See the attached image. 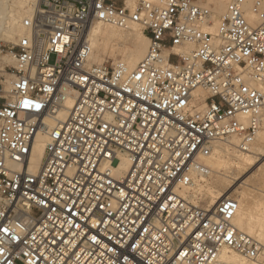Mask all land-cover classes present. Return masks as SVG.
Masks as SVG:
<instances>
[{"label":"built area","instance_id":"obj_1","mask_svg":"<svg viewBox=\"0 0 264 264\" xmlns=\"http://www.w3.org/2000/svg\"><path fill=\"white\" fill-rule=\"evenodd\" d=\"M211 15L208 0H36L25 32L0 38V264H229L225 250L264 264L236 199L190 198L214 143L248 151L264 129V1L228 0L215 35ZM97 23L141 27L134 70L89 65Z\"/></svg>","mask_w":264,"mask_h":264},{"label":"bare ground","instance_id":"obj_2","mask_svg":"<svg viewBox=\"0 0 264 264\" xmlns=\"http://www.w3.org/2000/svg\"><path fill=\"white\" fill-rule=\"evenodd\" d=\"M18 1V7L17 9H10L5 12L4 19H3V27H0L1 36L6 39H12L14 36H17L19 34H23L25 32V29L21 26L20 22L23 17L28 16L32 13L35 1L36 0H17ZM141 1H148L155 5H160L162 0H141ZM208 4H213L217 8V15L214 16V9L211 15V21L210 23H205L201 25V28L203 30L210 32L212 34H217L219 23L222 18V16L225 14V12L228 9V0H208ZM264 1V0H263ZM211 2V3H210ZM1 3V0H0ZM140 3V2H139ZM138 3V4H139ZM127 5V4H126ZM27 6V7H26ZM130 9L136 8V6H128ZM255 18V16H252ZM137 24H131L128 28H118L116 26L107 25L105 28L102 26H94V24L90 28V35L89 40L92 47L91 42V35L93 37V41L96 45L99 47L102 46V43L105 41H117V42H123L125 39L132 38L136 33H138V28L136 26ZM139 26V25H138ZM2 28V29H1ZM93 33V34H92ZM16 34V35H15ZM147 36V35H146ZM146 41L148 39L145 38ZM149 41V39H148ZM149 46V44H148ZM192 45L185 46L182 48L183 52H190L193 50ZM102 49V47L100 48ZM146 46L142 42H136L133 44V49L129 52L124 54V58L126 60L127 67L130 70H134L139 63L143 60L145 55L147 54V51L145 53ZM145 53V54H144ZM5 61L10 62L9 59L5 58ZM117 62V61H115ZM98 64L93 59V49L91 56L89 58V65ZM196 95L199 96L200 102L196 104L197 111H202L205 108L208 93L204 89H198L196 91ZM72 101L67 102L68 108H71ZM68 116V111H62L59 114V118L62 120H65ZM244 120H247V118H243ZM264 141V129L261 130L254 143L249 147L248 151H242L240 150L239 144L240 140L237 137L229 138L225 141H218L214 143L215 145V152L219 155L228 156L229 161H224L221 158H215L211 157L208 159V166L211 169V173L208 176H199L195 179V185L193 189L190 192V198L193 199V201L204 208H213L215 207L219 202H221L226 197H230L233 199H236L239 203V210L234 218L237 222L238 226L236 227L243 233L249 235L250 237L256 239L258 242L264 244V222H257L254 220V217L250 214L251 212V203L249 196L246 194L242 195V200H239L237 197H232L230 194V191L233 187V185H236L238 182L243 179V176L247 173H251L253 170L257 167V162L261 161L263 158L261 156L264 155V149L257 148L254 144ZM48 140L45 135H38L35 144L33 146L32 150V159H31V171L37 172L40 168L45 149L47 147ZM213 149V146H212ZM130 162L127 159H123L121 164V170L126 172L129 169ZM218 169H222V178L221 180H216V184L219 183L226 189H219L215 186H210L208 184V178L212 175L213 172L218 171ZM255 174V179H257V187L264 193V167H261L258 169V171ZM250 182V179H246L242 182L243 185H248ZM202 197L206 196L209 199V204L204 205L200 200H202ZM242 207L245 208V212L242 213ZM262 220L264 221V211L262 212ZM243 230V231H242ZM231 251V250H229ZM223 259L228 261L229 264H254L251 261H248L245 259L241 254L232 251L231 254L228 253V251H224Z\"/></svg>","mask_w":264,"mask_h":264},{"label":"rangeland","instance_id":"obj_3","mask_svg":"<svg viewBox=\"0 0 264 264\" xmlns=\"http://www.w3.org/2000/svg\"><path fill=\"white\" fill-rule=\"evenodd\" d=\"M139 2H141V0H126V4L128 6H137ZM211 4H212V12H213V8L215 7L214 16H216L217 15L216 12H217L218 7L216 8V6L213 4V2ZM17 7H18V1L17 0H1V3H0V27H3V25H4L3 19H4L5 12L7 10H9V8L10 9L11 8L17 9ZM210 21H211V18H210ZM211 23H212V21H211ZM94 26H102L103 28H105L107 25L97 23V24H94ZM132 26H136L138 28V33H136V35H134L132 38L125 39V41H123V42L105 41L104 43H102V46H101L102 49H100L101 47H99L98 45H96L94 43L93 37L91 35L93 59L98 64H100V63H113L115 61H122L127 66L126 60L124 58V54L129 52L130 50H132L133 44L136 42H142L146 46V50H145V53H146L147 48L149 47L148 46L149 41H148V39H147V41L145 39V38H147L146 34L143 32L141 27H139L138 25H132ZM204 28H206V27L203 26V29ZM0 38L5 39V40H12V39L3 38L1 36V31H0ZM14 38H15V36H14ZM51 62L52 63L54 62V57L51 58ZM254 145L259 149L260 148L264 149V141L263 140L254 144ZM214 148H215V145H213L211 157L221 158L222 160H224L226 162L229 161V158L227 155L226 156L219 155L218 153L215 152ZM261 157L263 159L261 161L257 162L256 169L253 170L251 173L245 174L243 176V179H241V181L238 182L236 185H233V187L230 191L231 196L234 198L237 197L239 200H242L243 194H246L249 196L251 208H252L250 211L251 212L250 214L254 217V220L257 222H264L261 218L262 212L264 211V193L257 187L258 182H257V179H255V177H254L255 174H257L256 172L258 171V169L261 167H264V155ZM222 173H223L222 169H218V171L213 172L212 175L208 178V184L210 186H215V187L222 189V190L226 189L225 187H223L219 183H217V184L215 183L216 180L217 181L221 180V178L223 177ZM246 179H250V182L248 183V185H243L242 182L245 181ZM201 198H202V200H200V201L204 205L209 204L208 197H206V196L202 197L201 196ZM243 212H245V208L242 207V213ZM235 223L238 226L236 221H235ZM249 235H251V234H249ZM253 237L255 238V236H253ZM226 251H228L229 254H231V252H232L229 250H226Z\"/></svg>","mask_w":264,"mask_h":264}]
</instances>
